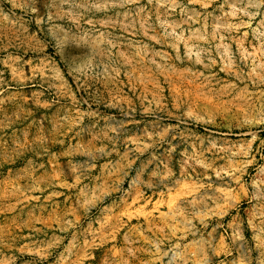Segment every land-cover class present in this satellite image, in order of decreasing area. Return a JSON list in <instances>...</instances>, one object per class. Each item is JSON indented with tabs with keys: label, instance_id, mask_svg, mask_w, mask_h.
Returning a JSON list of instances; mask_svg holds the SVG:
<instances>
[{
	"label": "rangeland",
	"instance_id": "rangeland-1",
	"mask_svg": "<svg viewBox=\"0 0 264 264\" xmlns=\"http://www.w3.org/2000/svg\"><path fill=\"white\" fill-rule=\"evenodd\" d=\"M0 264H264V0H0Z\"/></svg>",
	"mask_w": 264,
	"mask_h": 264
},
{
	"label": "bare ground",
	"instance_id": "bare-ground-1",
	"mask_svg": "<svg viewBox=\"0 0 264 264\" xmlns=\"http://www.w3.org/2000/svg\"><path fill=\"white\" fill-rule=\"evenodd\" d=\"M9 84V83H8ZM5 87V86H4ZM11 88V87H10Z\"/></svg>",
	"mask_w": 264,
	"mask_h": 264
}]
</instances>
